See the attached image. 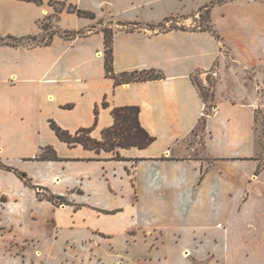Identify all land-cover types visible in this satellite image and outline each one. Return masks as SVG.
<instances>
[{
  "label": "crops",
  "instance_id": "obj_1",
  "mask_svg": "<svg viewBox=\"0 0 264 264\" xmlns=\"http://www.w3.org/2000/svg\"><path fill=\"white\" fill-rule=\"evenodd\" d=\"M49 1L38 6L0 0V33L39 37L44 31L39 21L56 13ZM54 1L79 7L74 4L79 0ZM165 1L125 2L127 9L152 14L162 11ZM80 6L96 18L105 15L104 3ZM170 17L119 20L148 28L111 29L116 78L106 71V27L84 36L52 34L48 45L0 44V160L30 175L41 197L67 199L70 204L56 206L35 196L50 208L45 220L57 236L61 229L85 230L82 254H69L85 256L80 264H91L87 253L95 250L102 256L99 264H124L117 249H95L93 243L106 239L115 244L119 237L132 240L140 233L182 241L184 256L213 242L200 263L221 257L217 261L224 264H264V147L257 130L261 123L264 127V2L236 0L211 9L210 25L220 38L211 30H158ZM96 18L65 9L60 28L79 32ZM143 71L163 78L123 83L120 77ZM251 71L256 72L253 79ZM210 72L217 78L214 107L202 136L195 137L207 104L194 76ZM129 106L140 108V124L155 141L145 149H119L124 160H116L117 151L70 146L52 128L56 123L72 135L90 129V137L101 141L115 123L114 109ZM48 148L60 160H38ZM16 188L0 190L1 200L18 203L35 195L20 182ZM74 239L64 252L79 253ZM35 241L42 258L46 253L39 234L33 235ZM48 251L49 264L68 261L62 251L56 256Z\"/></svg>",
  "mask_w": 264,
  "mask_h": 264
},
{
  "label": "rangeland",
  "instance_id": "obj_2",
  "mask_svg": "<svg viewBox=\"0 0 264 264\" xmlns=\"http://www.w3.org/2000/svg\"><path fill=\"white\" fill-rule=\"evenodd\" d=\"M125 1L126 0H79L78 2L74 3L79 5L80 8H82L80 4L95 8H97L96 6L98 3L105 4L103 9L105 15L102 18L97 17L96 20L92 22V27L79 31V35L84 36L88 32H93L95 28L100 27H106L108 29H114L115 27H129V29H131V27L135 26H124L120 21H132L136 20V17L144 19H158L160 18L161 13L173 14V17H170L167 22L162 24L166 29H170V27H185L187 29L194 30L206 29L208 27L211 28L208 14L209 11H203V15L201 17L197 12L203 9L205 6L210 5L211 1L213 0H166L163 2L164 4L162 3L163 10L154 12L152 14H150V12L148 13L146 10L133 11L132 9H127V3ZM261 1L264 2V0ZM182 14L190 15V17L179 16ZM50 16L51 15L45 16L39 21L40 27H42V25H47L48 27L47 30L43 31V34L39 36L38 42H49L50 35L52 34H58L61 36H64L65 34V30L60 28V14L58 17L57 14L53 18H50ZM139 27L148 28V26L144 24H141ZM158 30L163 31L164 29L160 27ZM75 33L76 31L69 34L68 37L73 36ZM255 74V71H251L249 76L253 79ZM194 81L196 86H204L213 91L216 86L217 78L212 72L202 73L196 74L194 76ZM212 111L213 108L211 109V112ZM261 116H264V114L261 113ZM261 125L257 130L260 135V144L264 147V127ZM202 134L203 128L200 126V128L195 132L194 136L198 137L202 136ZM198 154H201V152L198 151ZM203 157L205 160H209L206 155ZM0 164L24 173L30 183L35 186L32 177H30V175H28L26 172L20 171L16 167L10 166L1 160ZM17 182H20L23 185L31 188L35 195L27 194L25 197L21 198L18 203H4V201H2L0 198V264H49L48 260L50 257L46 255L49 254L48 250L53 251L55 254L54 256H56L57 252L61 251L64 254H67V256L62 257L64 259H68L65 264H72L74 261H76V258L78 259L77 264H80L79 260L82 258L86 259L85 256L82 255L79 257H74L73 255L69 254H82L80 252V249L82 248L81 238L84 237L85 230L61 229L59 230V234L57 236L55 234L54 228H52V225L48 224L45 220L51 216L50 208H48V206H41L39 202H36V197H38V193H40V191H37V189H34L30 185L26 184V181L14 171L0 168V190L11 189V191H13L14 189H19L16 188ZM38 214H40V216ZM38 234L40 238H42L40 244L44 248V253H46L42 258L38 257L36 253V248L40 246L38 241L32 242L33 235ZM50 234L53 235L51 239H44L45 236H49ZM56 237H58L57 240ZM127 237H122V239H120V237L117 238L115 244L112 243L114 241L96 239L97 242L96 244L95 242L93 243V247H96L95 249L100 250H110L114 247V251L117 249V252H121L126 258L124 264H224L222 261H217L220 260L221 257L218 259L212 258L211 260L204 261L202 263L197 261L199 258H203L204 255L210 251V249L213 247V242L208 241V243H205L202 249L203 251L199 253L193 251L189 255L184 256L182 255V249L184 248L185 244L182 241L176 243V239L169 237L164 238L163 240H156V237L144 238L142 233L137 236V239L134 238L130 240V238ZM72 239L78 243L77 250L79 253H70V251L64 252L63 249L66 248V246H69L68 242H72ZM127 240H129V242H127ZM152 244L155 245L153 249L151 247ZM189 247L191 246L189 245ZM51 248L53 250H51ZM97 252L98 250H95L92 255H90L91 253H87L93 259L91 264H99L97 260L102 256L96 255Z\"/></svg>",
  "mask_w": 264,
  "mask_h": 264
},
{
  "label": "trees",
  "instance_id": "obj_3",
  "mask_svg": "<svg viewBox=\"0 0 264 264\" xmlns=\"http://www.w3.org/2000/svg\"><path fill=\"white\" fill-rule=\"evenodd\" d=\"M24 2L29 3H35L38 6L44 5V0H20ZM236 0H213L211 1L210 5L205 6L203 9L199 11V16L201 17L203 14L202 12L205 10H208L210 12L211 9H213L217 5H224L229 2H233ZM50 6L54 7L55 14L51 15L50 18L57 17L59 14H61L65 9H67V12L76 14L78 17L81 18H87V19H95L96 15L93 12L86 11L80 9L78 6L70 4L67 5L66 1H49L48 3ZM61 6V7H57ZM208 12V14H209ZM168 21V19L166 20ZM134 26H139L138 23H134ZM47 25H42V30H47ZM162 27L164 30H187L185 27H170V29H166L164 25H159V28ZM141 27H131V29H128L129 31H134L136 29H139ZM150 29H155L156 27L150 26ZM201 30H211L214 32V34L220 38V36L214 31L212 28H206ZM103 32L105 33L106 38V49H105V59H106V71L107 75L111 78H116V75L114 73L113 69V35L114 32L111 29L104 28ZM65 36L68 37L69 34L73 33L70 31H65ZM79 35V32H76L73 36ZM52 38V37H51ZM39 37L38 36H25V37H15L12 35L3 36L0 33V44L2 45H8L12 47H19V46H37V45H48L50 42L43 43L38 42ZM122 82H129V81H148V80H156L161 79L163 76L159 73H156V71H143V72H133V73H123L120 75ZM198 89L200 91V94L204 101L207 104V109L202 117L201 125L204 129L207 116L210 114L211 109L214 107V92L210 89L197 85ZM139 114H140V108L129 106V107H120L116 108L113 111V115L115 118L114 125L105 130L103 132V137L101 141L94 140L90 137L91 130L90 129H82L78 131L75 135H72L66 130H63L60 128L56 123H52V128L56 132L57 136L62 140L63 142H66L68 145L72 146L75 144H81L87 149L95 150L96 152H101L102 150L105 151H117L116 160H124L119 155V149H129L132 147H136L139 149H145L149 147L154 141L155 138L152 137L140 124L139 121ZM261 142V141H260ZM38 160L43 161H57L60 160L57 155L52 151V149L48 148L46 149L38 158ZM0 168L7 169L10 171H14L16 174H18L20 177H22L26 184L30 185L34 189H38V187L33 186L30 181L27 179V176L24 173H21L13 168L6 167L2 164H0ZM262 170V166L260 165L256 175H258ZM38 196H40L41 200H47L51 203H53L56 206H61L63 204H70L65 197L61 196H55L53 194L45 195L41 197V193H38Z\"/></svg>",
  "mask_w": 264,
  "mask_h": 264
}]
</instances>
